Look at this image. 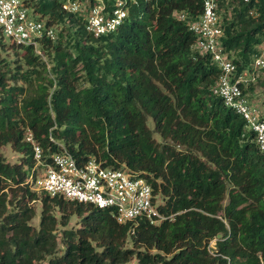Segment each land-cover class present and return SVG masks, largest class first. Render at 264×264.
<instances>
[{
    "label": "trees",
    "instance_id": "obj_1",
    "mask_svg": "<svg viewBox=\"0 0 264 264\" xmlns=\"http://www.w3.org/2000/svg\"><path fill=\"white\" fill-rule=\"evenodd\" d=\"M24 4L59 29L40 39L42 56L9 43L22 51L15 60L0 37V264H264V156L212 94L210 55L192 49L187 23L200 0H125L122 24L97 37L59 0ZM217 14L223 52L237 72L250 70L264 44V0H220ZM27 132L44 153L59 143L79 162L143 177L172 216L119 223L89 203L38 194Z\"/></svg>",
    "mask_w": 264,
    "mask_h": 264
},
{
    "label": "built area",
    "instance_id": "obj_2",
    "mask_svg": "<svg viewBox=\"0 0 264 264\" xmlns=\"http://www.w3.org/2000/svg\"><path fill=\"white\" fill-rule=\"evenodd\" d=\"M24 1L0 0V32L9 43L31 46L35 54L42 56L40 39H53L54 29L43 20H37ZM219 1L200 0L198 16L187 23L188 30L195 36L192 49L210 55L219 70L212 94L243 119L246 129L253 132L258 151L264 156V89H248L263 78L259 73L264 71V44L253 55L250 70L237 72L220 44ZM59 3L63 11L83 16L85 32L94 37L114 31L127 15L125 0H113L109 8L104 0H59ZM177 17L183 19L184 14L178 13ZM260 91L262 94L258 97ZM24 139L31 145L34 161L28 178L33 190L105 209L119 223L139 218L158 224L172 216L160 212L162 201L152 193L143 177L130 174L123 167L102 166L93 157L79 162L59 143H56L58 151L44 153L29 132Z\"/></svg>",
    "mask_w": 264,
    "mask_h": 264
},
{
    "label": "rangeland",
    "instance_id": "obj_3",
    "mask_svg": "<svg viewBox=\"0 0 264 264\" xmlns=\"http://www.w3.org/2000/svg\"><path fill=\"white\" fill-rule=\"evenodd\" d=\"M59 29V27L57 28L56 27V29H55V32H54V37H55V33H56V31ZM0 37H2V42L3 43H5V45H4V48H6V50H4V52L3 53H6V56L8 57V58H10L11 60H15L16 58H18L19 56H20V54L22 53V51H18V52H16V53H14V50L13 49H11V48H9V47H7V45H9V40L7 39V37H5L4 35H0ZM260 46L261 45H257L256 46V49H259L260 48ZM252 58H253V55L251 56V60H252ZM19 59V58H18ZM48 65L49 64H47L46 65V67H48ZM264 76V71H260V73H259V77H263ZM259 79V78H258ZM259 81V80H258ZM17 84L18 85H20V84H22L23 86H24V83L22 82V80H18L17 81ZM257 84L259 85V83L257 82ZM256 85L255 83L252 85V89H261V88H263V86L262 85ZM261 86V87H260ZM258 90V91H259ZM261 94V91L258 93V97H259V95ZM148 124L150 125V122L148 121ZM154 137L157 139V140H160V138H159V136L157 135V134H154ZM1 152H2V154H3V156H4V158H5V160H7V161H9V162H14V161H17L18 160V154L16 153V152H14V151H12L11 149H10V147L9 146H4L2 149H1ZM35 192H37L38 194H39V192L38 191H36V190H34ZM34 206H35V211H36V213H35V217L32 219V221H31V224H33L34 226H36L37 225V221H38V215H39V206H38V202H36V203H34ZM77 221H78V218H76V217H74V216H72V217H70V220H69V223H68V226H71V227H74V226H76V224H77ZM209 244L210 245H212L213 244V240H211L210 242H209Z\"/></svg>",
    "mask_w": 264,
    "mask_h": 264
}]
</instances>
